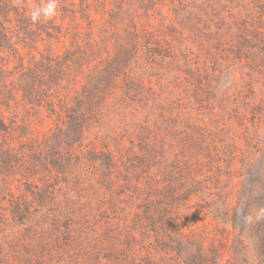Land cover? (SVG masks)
<instances>
[{"label": "trees", "instance_id": "obj_1", "mask_svg": "<svg viewBox=\"0 0 264 264\" xmlns=\"http://www.w3.org/2000/svg\"><path fill=\"white\" fill-rule=\"evenodd\" d=\"M5 4L18 37L35 39L41 24ZM57 4L72 24L47 31L63 47L35 62L23 97L39 109L47 98L75 138L55 140L42 165H23L16 140L0 149V264H222L226 253L249 264L253 244L264 258V0ZM0 29L2 49L12 32ZM10 124L0 112L16 138L24 125ZM96 143L89 157L74 148ZM88 162L93 206L66 181ZM196 212L233 231L202 229Z\"/></svg>", "mask_w": 264, "mask_h": 264}, {"label": "rangeland", "instance_id": "obj_2", "mask_svg": "<svg viewBox=\"0 0 264 264\" xmlns=\"http://www.w3.org/2000/svg\"><path fill=\"white\" fill-rule=\"evenodd\" d=\"M12 1L14 3L12 8H16L15 10L23 15L25 13L31 15L34 10H39L47 5L46 0H43V6L39 5L36 0H32V3L27 2V0ZM5 2L6 0H0V25L4 23L6 28H10V32L12 33L10 34L11 37L9 41H5V47L0 49V55L2 56V58H0V112L1 115L3 114L7 119V124L9 126L11 125V120L16 119L18 120V125L23 124L24 126L23 128L20 127L18 129L16 138L15 135L7 136L5 133L0 132V149H2L3 146H6V143L16 140L14 141L15 145L18 147L21 146L18 153L20 154L23 165L27 166L30 163L42 165L41 161L38 160H41L43 157L44 161L42 162L45 164V157L48 158L47 155L52 151V148H55L51 146H56L55 140L60 139L61 144L65 145V140L70 136L75 138V135L66 132V129H64L63 133L59 132L57 121H55V113L54 111H51L54 109L52 102V105H50L48 104V99L44 98L43 100L45 101H43V106L45 107L39 109L36 104H31L23 97V88L25 86L28 87L31 78L33 81L36 80L38 65H36L35 62H39L42 60L43 56H47L52 44L54 47H63L62 44L57 43L59 39H50L47 36V31L50 30L49 32L51 34H57L58 38L60 36L58 31L62 32L65 30V26L69 27L70 24H72V17L62 15L60 12L62 8L60 7V4H57L56 11L59 10V12H56V15L52 19H45L41 14L40 18L37 20L41 26L38 27L37 25H34L37 37L33 40L24 42L25 40L19 38L18 32L15 30L16 14H11L10 17H7L6 7L10 6H7ZM76 2L78 3L79 0H76ZM68 8L72 9V5L68 6ZM53 27L55 29H51ZM37 40L39 43L38 45H35V41ZM36 46H38V48ZM57 51H60L59 54L62 55L64 50ZM27 69L28 71H25ZM42 75L44 76L45 74L43 73ZM64 92V90H61V94H64ZM56 96L57 95H54V101L56 100ZM57 105L58 102L56 101V108L58 109ZM102 133L103 135L107 134L105 131H102ZM95 134H97V132H94V135ZM46 135L49 136V142L40 147L36 146L37 139L42 140ZM78 147V145H75L74 147L76 153L87 154L89 157L88 152L90 147L101 149L102 144L96 143L94 146H88V144H85L83 148ZM31 155L36 156L34 157V161L31 159ZM80 178V180H76L73 177L66 179L68 184H70L68 186V192H71V194L78 197L76 200L80 205L93 206L95 202H92L91 198H94L93 196L97 195L99 189V185L97 184L98 170L95 163L90 164L88 162ZM76 181L81 182L77 184ZM65 186H67L66 183ZM194 215L197 216L196 224L202 229L208 227L210 230H213V234L220 235L224 232L233 231L231 223H225L222 220H215L211 216L200 214L198 212ZM222 240L223 238L220 237L221 244ZM230 245H233L232 238ZM216 246L220 247V242H217ZM222 264H242V261H240L239 258L234 259L229 253H226ZM249 264H264V258L259 256V247L254 244L251 246Z\"/></svg>", "mask_w": 264, "mask_h": 264}, {"label": "clouds", "instance_id": "obj_3", "mask_svg": "<svg viewBox=\"0 0 264 264\" xmlns=\"http://www.w3.org/2000/svg\"><path fill=\"white\" fill-rule=\"evenodd\" d=\"M57 0H49L47 5L39 10H34L31 14L33 23H35L41 16L45 19H52L56 15Z\"/></svg>", "mask_w": 264, "mask_h": 264}]
</instances>
